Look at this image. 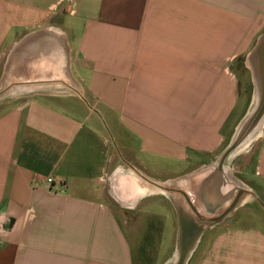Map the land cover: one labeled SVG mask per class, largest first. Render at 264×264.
Wrapping results in <instances>:
<instances>
[{
  "label": "crops",
  "instance_id": "1",
  "mask_svg": "<svg viewBox=\"0 0 264 264\" xmlns=\"http://www.w3.org/2000/svg\"><path fill=\"white\" fill-rule=\"evenodd\" d=\"M262 36L264 0H0V264H136L153 219L161 264L182 219L184 264H264V117L218 166L264 98V37L249 98L232 69Z\"/></svg>",
  "mask_w": 264,
  "mask_h": 264
},
{
  "label": "rangeland",
  "instance_id": "2",
  "mask_svg": "<svg viewBox=\"0 0 264 264\" xmlns=\"http://www.w3.org/2000/svg\"><path fill=\"white\" fill-rule=\"evenodd\" d=\"M3 60H0V76H1V66H2ZM250 59L247 57L239 58L238 60L233 62L232 69L239 78L240 82L243 84L242 87L246 86V93L248 95V98L250 97L252 84L250 82V78L247 75V68L250 66ZM1 81V80H0ZM1 87H0V93H1ZM4 99L3 94H0V104L2 100ZM175 172H179L177 168H167L162 171L163 175H172ZM165 194V193H164ZM162 198V197H161ZM150 206L152 211L157 212L156 214L163 216L165 212L167 211L165 209V206L161 199L155 198L150 201ZM165 211V212H164ZM138 232L140 228L141 235L136 237V246L140 251H137V254L140 255V257L137 258L136 264H161L163 258L165 257V250L168 246V239L164 236L162 240V247L158 248V253L156 254V247L158 245L159 240V230L160 226H162V223H160L159 219H153L151 222V225L147 224V227H151L150 229H145V226L143 224V220H135ZM139 224V225H138ZM140 226V227H139ZM167 226V225H166ZM146 234V235H145ZM156 254V256H155Z\"/></svg>",
  "mask_w": 264,
  "mask_h": 264
},
{
  "label": "water",
  "instance_id": "3",
  "mask_svg": "<svg viewBox=\"0 0 264 264\" xmlns=\"http://www.w3.org/2000/svg\"><path fill=\"white\" fill-rule=\"evenodd\" d=\"M262 36L259 41L257 42L256 47L251 52L249 59L250 63L253 61V56L255 55L256 51H258V47L261 45L263 41ZM264 117V98L261 99L253 112L250 119L247 121L245 126L242 128L239 135L235 138V140L231 143V145L224 151L221 155L218 166L221 168L225 160L230 156V154L240 146V144L250 135V133L258 126L261 120ZM243 192H238L236 198L233 200L232 204L229 208L223 212L219 217L211 220H204L199 218V220L205 225H214L222 221L238 204L239 198L242 196ZM203 232L202 224H198L195 222H188L185 219L180 220L179 222V235H178V246H177V253H176V261L175 264H184L188 255L190 254L192 247L200 237Z\"/></svg>",
  "mask_w": 264,
  "mask_h": 264
},
{
  "label": "built area",
  "instance_id": "4",
  "mask_svg": "<svg viewBox=\"0 0 264 264\" xmlns=\"http://www.w3.org/2000/svg\"><path fill=\"white\" fill-rule=\"evenodd\" d=\"M46 182H47V184H49V185L53 184V180L50 179V178H47V179H46Z\"/></svg>",
  "mask_w": 264,
  "mask_h": 264
},
{
  "label": "bare ground",
  "instance_id": "5",
  "mask_svg": "<svg viewBox=\"0 0 264 264\" xmlns=\"http://www.w3.org/2000/svg\"><path fill=\"white\" fill-rule=\"evenodd\" d=\"M261 48V47H260Z\"/></svg>",
  "mask_w": 264,
  "mask_h": 264
}]
</instances>
